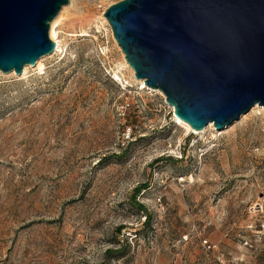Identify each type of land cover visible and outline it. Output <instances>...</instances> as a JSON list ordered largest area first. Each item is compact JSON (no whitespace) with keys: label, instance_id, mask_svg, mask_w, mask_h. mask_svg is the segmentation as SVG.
<instances>
[{"label":"rangeland","instance_id":"rangeland-1","mask_svg":"<svg viewBox=\"0 0 264 264\" xmlns=\"http://www.w3.org/2000/svg\"><path fill=\"white\" fill-rule=\"evenodd\" d=\"M118 1L69 0L62 51L0 71V264H264L263 107L184 128L114 41Z\"/></svg>","mask_w":264,"mask_h":264},{"label":"water","instance_id":"water-1","mask_svg":"<svg viewBox=\"0 0 264 264\" xmlns=\"http://www.w3.org/2000/svg\"><path fill=\"white\" fill-rule=\"evenodd\" d=\"M68 3L0 0L2 73L54 51L49 26ZM103 16L134 77L193 130L264 109V0H120Z\"/></svg>","mask_w":264,"mask_h":264},{"label":"bare ground","instance_id":"bare-ground-1","mask_svg":"<svg viewBox=\"0 0 264 264\" xmlns=\"http://www.w3.org/2000/svg\"><path fill=\"white\" fill-rule=\"evenodd\" d=\"M71 1V0H70ZM64 9L60 10V12L57 14V16L52 20V22L50 23V26H49V38L51 39V41H53V43H55V49L52 53H55V52H59V51H62V46L60 45V41L58 40V32H57V29H56V25L57 23L59 22L60 18H61V15L63 13ZM127 64V63H126ZM30 66V65H25L21 71V75H23L27 69V67ZM32 66H35L36 68L38 69H42L43 68V64L41 62L40 59H38L34 65ZM130 68V67H129ZM133 77H134V74H133ZM135 78V77H134ZM140 84V87L143 88V89H149L150 91H155L161 95H163L159 90H153L151 88H148L145 84H144V80L143 79H136ZM256 107V106H254ZM175 119L177 120V122L179 124H181L184 128H186L187 130L189 131H192V132H195L196 130H193L187 123H185L184 121L180 120L179 118H177L176 116H174ZM211 127V123L209 124V126L207 128ZM204 129V128H203Z\"/></svg>","mask_w":264,"mask_h":264},{"label":"trees","instance_id":"trees-1","mask_svg":"<svg viewBox=\"0 0 264 264\" xmlns=\"http://www.w3.org/2000/svg\"><path fill=\"white\" fill-rule=\"evenodd\" d=\"M140 188H144L143 185L137 187L135 189V193L139 192ZM136 207L139 208V209H141V210L143 209V207H142V205H140V203H136ZM148 218H149V215H146L145 216V219H148Z\"/></svg>","mask_w":264,"mask_h":264}]
</instances>
